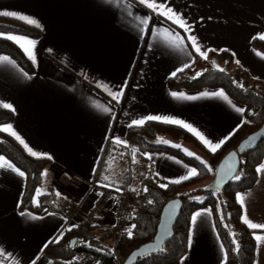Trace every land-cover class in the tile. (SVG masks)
<instances>
[{"label":"crops","instance_id":"0c3cea01","mask_svg":"<svg viewBox=\"0 0 264 264\" xmlns=\"http://www.w3.org/2000/svg\"><path fill=\"white\" fill-rule=\"evenodd\" d=\"M162 2L191 26V35L196 37L201 50H209L207 58L214 52H227L254 80L264 83V52L252 45L264 35V0ZM0 12H14L34 18L40 24V27L30 25L41 31L39 38L25 36L37 41L35 63L18 44L8 39L31 61L34 73L28 74L10 55H0L15 61V67L0 63V104L7 103L15 109L10 110L13 119L1 126L11 125L33 151L52 157L49 160L46 156L30 155L24 145L2 131L13 137L30 156L50 162L33 204L41 205L43 196L48 194L54 196V201H60L56 202L55 209L45 207L41 214L21 209L27 175L21 177L11 169H0V249L10 254L5 264H72L73 257L50 256L47 247L59 242L61 233L64 237L70 225H78L71 226L73 230L88 224L86 212L99 197L95 191L90 193L93 183L119 185L122 191L129 189L134 167L127 139L129 129L149 122L163 123L147 120L148 116L187 122L214 143L240 129L245 121L246 108L222 89L186 90L169 86L171 78L197 59L205 58L186 39L189 33L139 0H0ZM136 17L151 18L144 31ZM164 29L185 37L183 50L168 42ZM185 64L190 66L185 68ZM173 72L175 76L171 75ZM122 86L123 96L117 103L108 90L117 92ZM221 90L231 104L220 97L201 96L204 92ZM172 92L197 98L176 99L171 96ZM96 103L112 111L105 113L94 106ZM233 105L245 111L238 113ZM140 119L145 120L143 125L129 127L133 120ZM116 138L125 141L127 147L114 144ZM122 150L127 152V164L118 171L105 158L115 157ZM149 155L152 159L148 155L143 158L152 165V173L162 184L184 176L187 172L184 165L196 168L172 154ZM136 158L143 165L140 153H136ZM240 194L245 195V205L242 207L238 202L243 216L246 211L249 220L264 223V172L258 173L253 188ZM65 202L66 206L78 207L81 220H73L68 225L66 207L59 204ZM197 212L202 215L196 225L191 224V245L178 264L182 261L183 264H225L226 251L224 246L221 248L223 243L212 209L206 207ZM28 214L38 219H30ZM114 224L111 213L106 212L98 225L92 227V240L86 243L104 251L113 250L119 233ZM251 230L264 237V230ZM77 239L79 245L81 238ZM254 264H264V239L256 241Z\"/></svg>","mask_w":264,"mask_h":264},{"label":"trees","instance_id":"16d2710c","mask_svg":"<svg viewBox=\"0 0 264 264\" xmlns=\"http://www.w3.org/2000/svg\"><path fill=\"white\" fill-rule=\"evenodd\" d=\"M0 33L3 36L14 34L30 38H39L41 31L20 20L8 17H0ZM0 36V55L7 54L24 69L28 74L35 72L31 61L23 51L10 40ZM253 47L264 52V40L258 38L252 43ZM223 68L221 72L213 66ZM214 59V60H213ZM197 73L201 75L197 76ZM195 77V78H194ZM243 84V87L239 85ZM264 83L254 80L250 73L237 65L231 54L227 52H214L207 59H197L192 66L169 80V86L173 89L198 90L203 88L222 89L236 102L246 108L245 121L242 127L229 139L221 149L213 154L190 132L184 128L160 122H149L141 127H132L128 131V144L131 149H137L143 160L136 158L133 163V172L137 164L141 166L140 185L147 189L152 203L150 205L139 204L134 211V225L132 236L129 238L125 232L116 235V244L113 250H101L91 243L90 233L92 226L81 225L80 228L68 231L57 243L47 247V253L53 257L72 258L78 253L89 252L94 256L104 254L106 264H124L130 254L144 244L154 240L160 216L165 205L175 199L183 202V208L178 222L174 227V237L164 245L161 252L150 254L140 258L137 264H178L187 254L191 217L203 208L210 207L214 214V220L218 235L226 251L225 264H254L256 259V240L253 230L242 222V207L236 200L238 193L253 188L258 180L256 169L264 164V140L258 148L241 157L240 179L230 182L221 192H207L205 186L214 176V171L222 157L238 145L250 134L258 131L264 123ZM1 105V104H0ZM13 112L0 106V126L13 119ZM173 140L183 142L198 149L211 166L209 172L203 164L194 157L187 155L180 148L170 144L157 143V140ZM168 153L193 164L200 173L198 176L182 183H165L166 188L160 187L162 183L152 173V165L145 160L144 154ZM0 156L8 159L13 165L27 175V184L21 209H30L36 213H43L45 207L55 209L54 196H43L41 205L33 204L37 189L42 185L45 169L50 162L45 159H36L30 156L25 149L10 135L0 131ZM67 207L65 203H59ZM81 238L80 244L70 247L73 238ZM237 245L239 251H236Z\"/></svg>","mask_w":264,"mask_h":264},{"label":"snow or ice","instance_id":"6c2138e0","mask_svg":"<svg viewBox=\"0 0 264 264\" xmlns=\"http://www.w3.org/2000/svg\"><path fill=\"white\" fill-rule=\"evenodd\" d=\"M139 2L143 5H145L147 8L151 9L153 12H155L157 15H161L164 16L166 19L171 20L173 23L177 24L180 28H183L185 30L186 33H189V35L186 37L187 40H189L192 44V47L194 49V51L196 53H198L202 58L207 59V52L209 50H201L200 46L197 43V39L195 36L191 35V26L186 22V20L177 12H175L171 7H168L166 2H162V0H139ZM0 15H4V16H12L15 17L19 20L25 21L27 24L29 25H34L36 27H40V24L37 20H35L34 18H30L24 15H20L14 12H0ZM150 17H145V18H140V17H136V20L138 21V24L143 26L141 27V31H144V29L147 27V25L150 22ZM164 33L167 34V36L169 37V43L172 44L174 47L183 50V45H184V40L185 37H181L179 36V34H175L172 32V30L170 29H164ZM0 36H3L2 33H0ZM6 39H10L13 42H15L16 44H18V46L25 52V54L29 57V59H31L33 61V63L36 62V58H35V46L37 44V41L34 39H30L27 38L25 36H15V35H8L5 37ZM260 39L264 40V35L260 36ZM211 51H215V50H211ZM0 63H7L9 65H12L13 67H15V61L11 60L9 57L7 56H0ZM214 67H217L219 71L224 72L225 70L223 68H219L218 65H216L215 61L212 62ZM237 63H239V61H237ZM190 65L185 64L184 67L187 68ZM180 71H183V69H180ZM172 76L176 75V72H173L171 74ZM197 76L201 75V73H197ZM23 76L26 78H30L28 77L27 73H23ZM195 78V77H194ZM240 87H243V84L239 85ZM109 95L112 97L113 100H115L117 103H119L121 97L123 96V86L121 87V89L117 92H112L110 89L108 90ZM171 96L173 98L176 99H184V100H191V99H196L197 97H193V96H188L184 93H178V92H172ZM201 96L203 97H220L223 98L225 101H227L229 104H231L232 102L228 99V97L225 95V93L221 90L218 92H204L201 94ZM3 108L5 109H9L12 111H15V109L13 108L12 105L4 103L2 105ZM95 107H97L99 110L105 112V113H110L112 111V109L108 106H104V105H100L98 103L94 104ZM235 111H237L238 113H243L245 110L243 108L240 107H236L235 105H233ZM147 120H157V121H161L163 123H167V124H175L178 125L184 129H186L187 131L193 133L206 147L209 148V150L215 154L217 150H219L229 139H231V137L233 135H235V131H238L239 129L234 130L232 133H230L228 136L224 137L223 139L217 141V142H212L211 140L207 139L200 131H198L196 128H194L191 124L184 122L182 120H178V119H172V118H167V117H160V116H148L146 118ZM145 122L144 119H140V120H133L131 122V124L129 125V127L132 126H141L143 125ZM249 121H244V123H248ZM0 131H5L8 132L10 135H12L16 140H18L22 145H24L25 149L29 152L30 155L32 156H39V157H45L49 160L52 159V157L50 155L47 154H38L35 151H33L25 142L24 140L13 130L11 125H3L0 126ZM252 138H250L251 140ZM114 144L117 145H123L125 147H127V143L125 141L120 140L119 138H116L113 141ZM157 143H165L168 144L170 143L169 141L166 140H161L158 139ZM175 147H182L180 145H174ZM138 150L137 149H132V162L136 163V152ZM183 151H185V153L189 156H193L195 157V159L199 160L201 164L204 165L205 168H207V170L209 172L212 171L211 166H209L207 164L206 161H204L203 159H201L198 156H195L194 153H192L191 151L187 150V149H183ZM121 155H123V153H121ZM144 155H148L149 159H152L151 155L149 154H144ZM231 156H235V153L230 154ZM177 163H180V161H176ZM184 167L187 169V172L184 176H182L181 178L177 179V180H173L170 181L171 183H182L184 180H189L195 176H198L200 173L198 172V170L196 168H188L187 165H184ZM2 168H8L11 169L13 172H16L19 176L23 177L25 175V173L23 171H20L19 168H17L15 165H13L12 163H10L9 161H7L4 157L0 156V169ZM227 171L229 173H235V168L232 167L231 165H229ZM256 171L258 173L260 172H264V164H261ZM42 175L46 176L47 175V170H45L44 173H42ZM158 175V174H157ZM234 178L236 180L240 179V175L239 174H235ZM105 180H108V177L105 176L104 177ZM108 186V185H105ZM160 187L166 188L167 185L166 184H161ZM117 191H119L120 189L117 188ZM132 191H135V189H132ZM145 191H147V189H145ZM57 195H59V193H57ZM236 200L237 202H239L241 204V206L243 207L245 205V195L244 194H240L238 193L236 196ZM149 203H152V201H149ZM22 216L25 215V213L21 212L20 213ZM30 219H38V217L35 216H31V214H28ZM202 214L200 212H197L195 214L192 215L191 217V224L194 226L197 223L198 217H200ZM210 215V213H209ZM242 222L244 224L247 225L248 228L250 229H261L264 230V223H254L251 220H249L248 216H247V212L245 211L244 216L242 217ZM72 227H78V225H73ZM133 228L135 227V225L132 226ZM71 230V228L69 229V231ZM128 232V236L129 238H131L132 236V232L131 229L127 230ZM254 237L256 239L257 242H260L262 239H264V237L260 236V235H255ZM60 238H63V233H61ZM191 236L189 237V245H191ZM58 242V240H57ZM221 248H223V245H221ZM239 246L237 245L236 251H239ZM226 254H225V260H226ZM10 259V254H6L5 250L0 249V264H5V261ZM183 264V261H182Z\"/></svg>","mask_w":264,"mask_h":264},{"label":"water","instance_id":"95a60500","mask_svg":"<svg viewBox=\"0 0 264 264\" xmlns=\"http://www.w3.org/2000/svg\"><path fill=\"white\" fill-rule=\"evenodd\" d=\"M250 138L252 139L250 140ZM263 140L264 123L258 131L246 137L236 149L230 150L222 157L215 168L214 178L205 186L204 190L221 193L235 179V174H240L241 157L256 150ZM232 153H235V156H231ZM229 165L235 168V173L227 171ZM182 208L183 202L180 199L168 202L162 210L154 240L134 250L124 264H137L140 258L161 252L164 245L174 237V227L179 220ZM77 246L78 239L73 238L70 247L75 248Z\"/></svg>","mask_w":264,"mask_h":264},{"label":"built area","instance_id":"2783aa9c","mask_svg":"<svg viewBox=\"0 0 264 264\" xmlns=\"http://www.w3.org/2000/svg\"><path fill=\"white\" fill-rule=\"evenodd\" d=\"M141 166L137 164L132 175L130 187L126 191H117L114 189H102L101 195L91 205L86 212L88 224L92 227L97 226L99 218L104 216L108 208H112V217L115 226L119 232H125L131 229L133 232L134 211L139 204L150 205L152 201L148 191L140 185ZM95 189L100 186L94 185ZM135 189V191H132ZM107 208V209H106ZM78 207L69 204L66 207V220L68 224L73 221L78 214ZM97 224V225H96ZM107 259L104 254L94 256L89 252H81L72 259V264H106Z\"/></svg>","mask_w":264,"mask_h":264},{"label":"rangeland","instance_id":"374dc122","mask_svg":"<svg viewBox=\"0 0 264 264\" xmlns=\"http://www.w3.org/2000/svg\"><path fill=\"white\" fill-rule=\"evenodd\" d=\"M216 62V61H215ZM264 86V85H263ZM167 141H169L170 143H168V145L170 144L171 146H173V147H175L174 145H180V146H182V147H180V149L183 151V149H187V150H189V151H191L192 153H194L195 154V156H198V157H200L201 159H203L204 161H205V158H204V155L200 152V151H198V149H196L195 147H193V146H191V145H188V144H186V143H183V142H177V141H173V140H170V139H168ZM178 148V147H177ZM122 153H123V155H121V154H119V155H115V157H111V156H108L107 158H105V160H106V162L107 163H111V162H113L112 164H114L115 166H117V168L118 169H115V170H120L121 168H124L125 166H126V164H127V161H126V158H125V154L127 153L126 151H124V150H122L121 151ZM185 152V151H184ZM199 161V160H198ZM108 165V164H107ZM116 168V167H115ZM117 172V171H116ZM214 178V176L212 177V179ZM212 179L210 180V181H212ZM209 181V182H210ZM94 185H97V183H93L92 185H91V188H90V193H91V191H95V192H97L99 195H101V193H102V189H114V190H116L117 188H119V189H121L120 188V186L119 185H108V186H104V185H99L98 184V186H100V188H96L95 189V187H94ZM119 191H122V190H119ZM72 205H74V204H72ZM107 209V208H106ZM112 208L110 209V208H108L107 210H106V212H109V213H112ZM111 216H112V214H111ZM76 219L78 220L79 218H78V215L76 216V218L74 219L75 221H76ZM79 220H81V219H79ZM72 222V221H71ZM70 222V223H71ZM70 223L68 224V225H70ZM74 223V222H73ZM115 223V222H114ZM97 225V224H96ZM71 226L72 225H70L69 226V228H71ZM114 226H115V224H114ZM115 228H116V226H115ZM117 229V228H116Z\"/></svg>","mask_w":264,"mask_h":264}]
</instances>
